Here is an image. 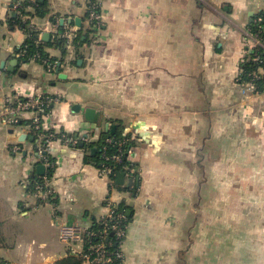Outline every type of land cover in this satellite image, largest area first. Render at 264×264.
<instances>
[{
  "label": "crops",
  "instance_id": "0c3cea01",
  "mask_svg": "<svg viewBox=\"0 0 264 264\" xmlns=\"http://www.w3.org/2000/svg\"><path fill=\"white\" fill-rule=\"evenodd\" d=\"M16 1L0 0V111L7 97H54L40 124L76 143H49L43 198L33 113L0 119V259L54 264L68 255L60 225L90 228L110 202L129 216L122 264H264V85L240 78L264 0H101L97 26L86 0H41L43 15L21 19L57 41L44 46L53 67L18 58ZM66 27L79 45L58 43ZM115 131L133 142L132 169L110 186L95 154Z\"/></svg>",
  "mask_w": 264,
  "mask_h": 264
},
{
  "label": "built area",
  "instance_id": "2783aa9c",
  "mask_svg": "<svg viewBox=\"0 0 264 264\" xmlns=\"http://www.w3.org/2000/svg\"><path fill=\"white\" fill-rule=\"evenodd\" d=\"M101 0H86V9L88 11L87 21L88 24L95 26L101 23ZM260 12V11H259ZM259 12L255 13V17L252 20L253 24L258 23V28L249 29V33L253 37V46L251 50L250 60L254 63L259 64L258 67L249 72L240 73V78H243L246 83L252 88L258 86V80L264 77V38H261L259 34L264 28V15ZM65 40L66 44L71 46L73 38L76 36L72 27H66L61 35ZM22 53H17L20 56ZM39 62L43 63L47 67H53L52 63L47 59H40L38 55H34V58ZM260 70L262 71L260 73ZM245 77H243V76ZM56 98L48 95H33L25 99L13 100L10 97L5 98L4 105L0 111V119L8 125L17 126L20 115L22 113L30 112L33 113L30 123L27 125L29 129L37 131L36 141L38 148V155L42 159V163L45 167L52 168L54 163L50 161L46 154L48 153L49 143L56 137H59L65 143L75 144L76 140L67 137L61 133L55 136L54 133L49 132L40 124L38 115L45 112L46 108ZM14 151H19L18 146H14ZM102 148L101 157L103 161L100 162L99 174L108 179L110 186L115 184V177H113V167L109 166L106 161L114 160L116 162L121 161L120 154L109 155L106 154ZM130 152V149L127 151ZM130 168H126V171H131ZM42 181H34L35 193L40 197H46L50 193L48 188L49 177L42 175ZM107 210L105 214L99 220L101 229L96 230L93 228H82L81 226L61 224L59 227V239L67 246V254L74 257H80L83 264H112L114 262L122 263L124 254L121 250L123 243L127 223L126 215L124 210H119L118 206L108 202L106 204ZM113 235V237L111 236ZM96 239V240H95ZM114 244V248H111Z\"/></svg>",
  "mask_w": 264,
  "mask_h": 264
},
{
  "label": "trees",
  "instance_id": "16d2710c",
  "mask_svg": "<svg viewBox=\"0 0 264 264\" xmlns=\"http://www.w3.org/2000/svg\"><path fill=\"white\" fill-rule=\"evenodd\" d=\"M13 7H15V10L13 13H11V16L8 18V21L11 25L13 26H18L20 28H23L25 32L28 34V37L26 41L24 42L23 45H21L19 48H17L16 52L19 53L21 52L22 54L18 56V58L23 61L27 62L31 59L34 58V55H38L40 59H47L48 61H51V59L48 57V54L44 50V46L49 45V44H54L57 43V41H51V42H44L38 38V36L35 34V32L32 30V28L26 26V21H22V16L23 15H28L29 11L28 8H34L36 14L38 15H43L45 8L44 1L41 0H22V1H16L13 3ZM260 14L264 15V12H261ZM88 16V11L86 9V18ZM90 25V24H89ZM94 25V24H92ZM95 26V25H94ZM250 26L252 29L255 30V28H258V23L253 24L251 23ZM91 27V26H90ZM263 31L259 34L261 38H264V28H262ZM61 32V31H60ZM62 33L58 34L57 36L60 39V42L58 43H63L66 44V40L61 36ZM72 42H74L77 45H79L81 41V34L78 32L76 36L73 38ZM67 45V44H66ZM259 64L254 63L252 60L246 61L245 63H242V72H249L253 71L258 67ZM243 76V75H242ZM245 77V76H243ZM259 85H264V77L261 80H258ZM24 99V98H23ZM50 108V105L46 108L45 111H48ZM40 113L38 115L39 120L41 117ZM19 124L21 122H18ZM32 135H33V140L36 141V132L35 130H32ZM51 132V131H49ZM55 136H58L60 133L53 132ZM133 146V142L130 140L129 137L121 135L119 131H115L112 134H105L103 135L97 144V152L95 154L96 158V165L99 166L100 162L103 161L101 157V152L102 148L105 147V150H103L106 154L113 155V154H120L121 161L116 162L114 160H109L106 161V163L113 167V177H116V174L119 171H126V168L132 167V163L128 160L127 158V151ZM51 159V157H50ZM52 160V159H51ZM52 173V169L50 168L46 176L50 177ZM35 181L41 182L42 177H36ZM119 210H124L123 207L118 206ZM124 212V211H123ZM125 214V212H124ZM126 215V214H125ZM129 222V216L126 215V223ZM93 229L99 230L101 229V224L100 222H95L94 225L91 227ZM111 236V235H110ZM113 237V235L111 236ZM96 240V239H95ZM111 248H114V244H112ZM0 264H6L5 261L0 259ZM54 264H83V261L80 257H74L72 255H67L59 260H57ZM112 264H122L119 262H114Z\"/></svg>",
  "mask_w": 264,
  "mask_h": 264
},
{
  "label": "water",
  "instance_id": "95a60500",
  "mask_svg": "<svg viewBox=\"0 0 264 264\" xmlns=\"http://www.w3.org/2000/svg\"><path fill=\"white\" fill-rule=\"evenodd\" d=\"M251 21H252V19H251ZM59 23H60V26H61V25L63 24V19H61ZM75 23H76L77 25L80 24V21H79L78 18L75 19ZM48 37H49V33H48V32H44V33L42 34V36H41V39H42V40H47ZM14 61H16V60H14ZM60 76H64V75L60 74ZM76 107H77V105H76ZM93 114H94V109H92V108H87V109H86V116H87V118L92 119ZM106 127H107V126H106ZM113 128H114V127H113V125H112V126L110 127L111 131H113ZM25 138H26V134H22V135H20L19 140H20V141H23ZM94 151H95V149L93 148V149H92V152H94ZM43 172H44V167H43V165H38V166L36 167V173L42 175ZM124 178H125V172H124V171H119V172L116 174V177H115V183H116V184H123V182H124ZM131 183H132V180H129V181H128V185H131ZM127 214H128V212H127Z\"/></svg>",
  "mask_w": 264,
  "mask_h": 264
}]
</instances>
